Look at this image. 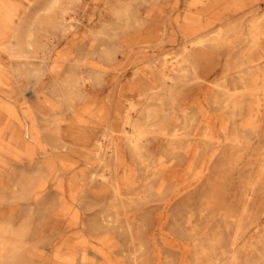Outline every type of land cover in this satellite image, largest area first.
Returning <instances> with one entry per match:
<instances>
[{
	"label": "rangeland",
	"instance_id": "1",
	"mask_svg": "<svg viewBox=\"0 0 264 264\" xmlns=\"http://www.w3.org/2000/svg\"><path fill=\"white\" fill-rule=\"evenodd\" d=\"M0 264H264V0H0Z\"/></svg>",
	"mask_w": 264,
	"mask_h": 264
},
{
	"label": "bare ground",
	"instance_id": "2",
	"mask_svg": "<svg viewBox=\"0 0 264 264\" xmlns=\"http://www.w3.org/2000/svg\"><path fill=\"white\" fill-rule=\"evenodd\" d=\"M28 45H29V44H28ZM16 56H18V57H20V58H29V54L26 53V52H23V51L17 53ZM13 57H14V56H13ZM52 149H53V148H52ZM51 153H52V152H51ZM83 237H84V236H83Z\"/></svg>",
	"mask_w": 264,
	"mask_h": 264
}]
</instances>
